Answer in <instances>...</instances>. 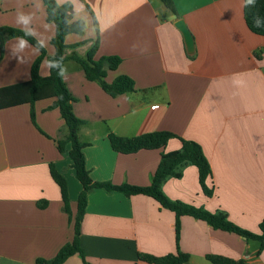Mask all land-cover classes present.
<instances>
[{"label":"crops","instance_id":"1","mask_svg":"<svg viewBox=\"0 0 264 264\" xmlns=\"http://www.w3.org/2000/svg\"><path fill=\"white\" fill-rule=\"evenodd\" d=\"M56 2L71 3L74 20L86 24L83 34L66 37L63 80L74 99L73 111L83 121L78 136L86 144L83 152L92 180L151 185L162 154L179 150L181 141L122 154L113 150L109 135L169 131L202 146L212 170L207 185L213 195L203 192L192 164L182 168V177L165 181V194L223 212L237 226L259 232L264 219V36L247 26L245 0H173L176 12L161 0ZM19 15L28 17V23L18 22ZM180 20L192 44L177 26ZM3 26L29 31L45 47L40 74L48 77L56 27L47 20L43 0H0ZM97 40L95 60H122L116 70H108L105 81L126 75L134 80V91L110 96L71 59H86ZM39 54L24 39H7L3 52L0 47V89L29 81ZM54 101L0 109V264L52 259L75 235L83 186L69 154L71 143L63 153L58 149L56 141L68 135V128L59 109L51 107ZM51 164L67 181L71 218ZM87 200L80 241L89 263L150 264L138 253L177 254L176 214L154 198L95 188ZM180 222L179 247L190 257L186 264H212L208 255L264 264L259 241L189 215ZM64 264L85 263L76 254Z\"/></svg>","mask_w":264,"mask_h":264},{"label":"trees","instance_id":"2","mask_svg":"<svg viewBox=\"0 0 264 264\" xmlns=\"http://www.w3.org/2000/svg\"><path fill=\"white\" fill-rule=\"evenodd\" d=\"M164 5L173 12H176L173 0H161ZM46 6L47 20L54 23L56 34L52 39L55 48L54 56L48 61L59 62L60 67H50V75L43 77L40 74V66L46 57L45 47L27 30L13 27H0V47L3 52L4 43L7 39L21 38L36 47L40 54L32 65L31 78L29 81L12 85L0 89V109L10 108L22 104H30L32 108L35 103L53 98L55 99L51 107L58 108L68 128V135L64 139H59L57 146L60 152H65L66 145L71 143L69 152L73 160V167L77 178L83 186L77 205V214L74 219L75 235L71 242L65 244L55 257L52 259L38 258L36 264H64L71 256L79 254L85 264H91L86 259L85 251L80 241L81 223L87 207V196L90 190L95 188L105 189L106 191H119L128 196L146 195L157 200L163 207L170 209L176 214V242L178 247L177 254H169L161 257L138 253V258L150 264H186L189 261V254L180 250L179 240L181 234V217L184 215L193 216L196 219L206 221L215 229L236 233L246 239H253L260 242V252L264 249V219L259 224V232L253 233L243 229L231 222L223 212H210L203 207L193 204L174 201L164 192L163 185L168 178L182 177V168L187 164L197 167L199 181L203 192L211 197L213 190L208 187L207 180L211 176L212 170L202 146L193 140L184 139L169 131H154L144 133L134 137H121L114 133L109 135L110 143L114 151L122 154H134L141 150L163 149L171 139H179L182 146L179 150L163 153L160 163L153 175L152 183L149 186L115 185L110 182H95L90 177L86 167L84 147L86 144L80 142L78 131L83 121L79 119L72 107L73 97L70 94L63 77L59 76L60 69L63 68L64 49L66 48V37L70 34H83L86 24L83 20H74L73 7L71 3L58 4L56 0H43ZM244 17L249 29L261 36H264V0H256L255 7L245 6ZM259 27H256V24ZM98 29V23L95 20ZM99 47L97 40L90 50L86 59L72 56L83 67L86 77L90 81L100 82L103 90L112 97L132 92L135 89L134 80L126 75L118 76L112 83H107L105 77L108 70H116L121 58L118 56H103L98 60L94 59ZM32 121L35 125V111L31 113ZM51 175L59 186L64 210L70 214L69 189L65 177L56 169L54 164L50 165ZM207 259L212 264H243L242 261H235L218 255H208Z\"/></svg>","mask_w":264,"mask_h":264},{"label":"clouds","instance_id":"3","mask_svg":"<svg viewBox=\"0 0 264 264\" xmlns=\"http://www.w3.org/2000/svg\"><path fill=\"white\" fill-rule=\"evenodd\" d=\"M256 4V0H245V6H251V7H255ZM29 18L24 16V15H19L18 16V22L23 23V24H27L28 23ZM256 27H259V24L257 23L255 25ZM24 46V42L21 41V47ZM49 66L50 67H60L59 62H53V61H49ZM65 73V69L61 68L60 72L58 73L59 76L63 77Z\"/></svg>","mask_w":264,"mask_h":264},{"label":"water","instance_id":"4","mask_svg":"<svg viewBox=\"0 0 264 264\" xmlns=\"http://www.w3.org/2000/svg\"><path fill=\"white\" fill-rule=\"evenodd\" d=\"M177 26L181 29L183 32L186 42L188 44H192V35L190 34L188 28L186 27L185 23L183 20L178 21Z\"/></svg>","mask_w":264,"mask_h":264}]
</instances>
